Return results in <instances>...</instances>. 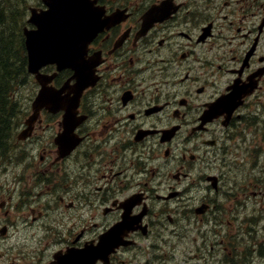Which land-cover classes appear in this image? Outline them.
I'll return each instance as SVG.
<instances>
[{
	"label": "flooded vegetation",
	"instance_id": "1",
	"mask_svg": "<svg viewBox=\"0 0 264 264\" xmlns=\"http://www.w3.org/2000/svg\"><path fill=\"white\" fill-rule=\"evenodd\" d=\"M85 2L101 30L81 63L97 78L72 130L66 109L44 108L16 142L15 175L0 184V264H82L68 254L103 242L118 248L95 264H237L225 258L239 251L225 163L239 151L259 165L264 152V0ZM60 73L57 87L73 74Z\"/></svg>",
	"mask_w": 264,
	"mask_h": 264
},
{
	"label": "rangeland",
	"instance_id": "2",
	"mask_svg": "<svg viewBox=\"0 0 264 264\" xmlns=\"http://www.w3.org/2000/svg\"><path fill=\"white\" fill-rule=\"evenodd\" d=\"M13 4H17V0H0V6ZM17 17H19V14ZM13 38L15 39V37ZM15 53H17L16 56H18L17 50ZM17 60L22 62L20 56L17 57ZM24 86L19 88V93L22 100H28L33 94V87L32 84L29 83ZM15 127L16 129L19 128V121H17ZM235 153L238 154L237 151H234L228 160H232L233 158L231 156L234 157ZM246 155L247 157H244L245 162L242 160L241 162L231 163V165L225 166V209L229 208L231 210V212L225 216V218L231 219L230 224L226 225L225 228H231L235 233L238 232L239 234L232 239L238 242L239 251L227 253L225 258L234 259L237 264H264V152L262 153L259 165H256L252 159L248 158V153H246ZM10 156H14L13 151L10 153ZM254 166H256V168ZM13 170L14 164L3 165V168L1 166L0 169V176L5 175V171H7V174H10ZM243 181H245L243 187L251 194V200L248 202L249 206L253 209L255 207L257 209L256 213L262 215L254 219V230L250 233L251 235L247 234L245 231L239 230V225L243 216H240V196L234 192L242 191L239 183ZM241 250H243V252H241ZM219 256H222L221 251H219ZM220 257L217 258L219 259ZM192 264H212V262L209 261L205 263L202 259Z\"/></svg>",
	"mask_w": 264,
	"mask_h": 264
},
{
	"label": "trees",
	"instance_id": "3",
	"mask_svg": "<svg viewBox=\"0 0 264 264\" xmlns=\"http://www.w3.org/2000/svg\"><path fill=\"white\" fill-rule=\"evenodd\" d=\"M21 13L14 4L0 6V159L10 150L15 124L20 119L19 104L13 101L14 89L27 74V62L17 60L15 53L18 31L21 35Z\"/></svg>",
	"mask_w": 264,
	"mask_h": 264
},
{
	"label": "water",
	"instance_id": "4",
	"mask_svg": "<svg viewBox=\"0 0 264 264\" xmlns=\"http://www.w3.org/2000/svg\"><path fill=\"white\" fill-rule=\"evenodd\" d=\"M75 11L76 8L71 6H53L49 10L40 13H33L31 21L35 22L38 30L27 32V46L30 51V71L36 70V62L39 63L40 58L46 57L47 52L36 51L37 44L43 41L61 42L69 37L70 26H78V23L69 22L78 18ZM40 96H45L42 92ZM90 262H93L92 260Z\"/></svg>",
	"mask_w": 264,
	"mask_h": 264
},
{
	"label": "bare ground",
	"instance_id": "5",
	"mask_svg": "<svg viewBox=\"0 0 264 264\" xmlns=\"http://www.w3.org/2000/svg\"><path fill=\"white\" fill-rule=\"evenodd\" d=\"M20 37H21V39H20ZM21 41L23 43V46H21ZM17 51H18V56L17 57L20 56L21 59H22V62H27V58H26V55H25V41H24V38H23L22 34L20 35L19 31H18ZM20 125H21V123L19 122V126ZM14 129H15V131H14V133H15L17 129H16V127ZM12 151H13V149H12V146L10 144V150L7 152V154L3 158L0 159V166L14 164V163H16L18 161V159H20L19 156L14 151H13L14 152V156L11 157L10 153ZM0 244H1V242H0Z\"/></svg>",
	"mask_w": 264,
	"mask_h": 264
}]
</instances>
